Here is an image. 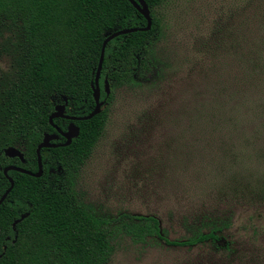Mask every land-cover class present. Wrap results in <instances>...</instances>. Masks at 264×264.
I'll return each instance as SVG.
<instances>
[{"label": "rangeland", "instance_id": "374dc122", "mask_svg": "<svg viewBox=\"0 0 264 264\" xmlns=\"http://www.w3.org/2000/svg\"><path fill=\"white\" fill-rule=\"evenodd\" d=\"M258 5L262 12H253ZM151 11L158 28L150 50L149 75L155 77L140 79L138 90L129 84L111 89L108 120L74 177L75 197L105 220L120 215L154 218L170 242L183 243L213 229L223 236L215 245L206 241L169 247L156 239L134 245L117 229L108 264H264V173L243 151L250 130L243 119L231 125L213 123L209 117L213 101L221 106L226 100L225 92H217L228 82L230 69L237 67L229 62L231 41L239 39L241 31L264 36V0H164ZM245 19H251L250 27ZM20 53L17 30L0 23V94L15 75ZM151 79L153 83L142 88ZM104 81L108 86L103 79L101 87ZM109 95L108 86L102 107ZM251 97L247 105L262 115L264 97ZM50 105L62 102L53 97ZM180 111L188 115L183 127L177 125ZM64 114L86 116L74 101H67ZM196 117L201 125H196ZM2 119L0 114V125ZM160 120H166V126L157 124ZM24 147L22 139L14 149ZM45 176L60 175L48 169Z\"/></svg>", "mask_w": 264, "mask_h": 264}, {"label": "trees", "instance_id": "16d2710c", "mask_svg": "<svg viewBox=\"0 0 264 264\" xmlns=\"http://www.w3.org/2000/svg\"><path fill=\"white\" fill-rule=\"evenodd\" d=\"M142 1L149 11L150 29L119 36L104 48L97 86L101 101L104 98L101 82L107 81L110 91L107 105L91 119L73 123L78 134L68 146L39 152V178L7 173L12 188L0 204V264H108L117 229L134 245H143L147 239H156L169 247H190L206 241L215 245L223 240L221 230L213 229L183 243L170 242L161 236L154 218L120 215L114 220H105L75 197L74 177L108 120L113 88L129 84L126 86L138 90L140 79L146 75L155 77L149 75L153 66L150 50L156 43L158 28L151 10L164 0ZM255 11L261 13L262 9L258 5ZM253 15L252 19L257 22ZM250 21L245 19V26L250 27ZM0 23L15 28L21 42L15 75L0 94L4 122L0 125L1 196L8 188L2 169L15 167L32 174L36 172L35 148L43 134H53L47 123L54 107L50 105L51 98L74 101L87 115L93 109L91 87L103 39L117 31L144 28L145 21L125 0H0ZM239 34V39L231 41L229 51L230 65L237 67L230 69L228 82L217 92L220 95L225 92L222 96L226 100L221 106L213 101L209 117L213 123L240 125L239 120L245 121L243 126L251 134L246 149L242 148L251 154H245L246 160L256 163L264 173V113L257 115L254 111L257 108L248 106L251 96L264 97V36L246 35L242 31ZM153 81H145L142 88ZM179 113L177 125L182 126L188 115ZM160 114L172 116L168 110H160ZM154 116L152 113L149 119L152 125L156 123ZM196 119V125H201ZM165 122L160 120L157 124L166 126ZM65 124L59 119L52 120V125L61 130ZM22 139L25 141L20 151L22 164L16 158L3 157V149L16 148ZM48 169L60 176L46 178ZM247 171L251 173L249 168ZM19 214L25 218L12 230L11 225Z\"/></svg>", "mask_w": 264, "mask_h": 264}, {"label": "water", "instance_id": "95a60500", "mask_svg": "<svg viewBox=\"0 0 264 264\" xmlns=\"http://www.w3.org/2000/svg\"><path fill=\"white\" fill-rule=\"evenodd\" d=\"M125 1L128 2L129 5L137 12V14L140 15L142 17V19L145 21L144 28H138V29L133 28V29L117 31V32H114L112 34H109L108 36H106L103 39V41L100 45L99 58H98V63H97L95 76H94V80H93V86L91 87V96H92V100H93L92 111L84 117L66 116L64 114V106L66 105L67 101L64 97H61L62 105H57V106L53 107V112L49 115V117L47 119V123L51 128H53L56 131L57 135H59L61 138L64 139V143L59 144V145H51L50 142L53 140H56L57 136L47 135V134L42 135L41 141L36 146L35 152H34L35 156H36V165H37V169H36V172L34 174L23 171L19 168H15V167H6V168L2 169L1 173H2V176L8 182V188L0 196V204L4 201L7 194L10 192V190L12 188V181L10 178L7 177L8 172H15L18 174H23V175H26L28 177L35 178V179L39 178L41 175V162H40L39 152L43 149H53V148H57V147L68 146L70 144L71 140L75 139L77 137V134H78V130L73 125V123L74 122L87 121V120L91 119L92 117H94L95 115H98L100 113L103 102L99 100V90H98V86H97V80L99 77V72H100L101 63H102V59H103V52H104V48H105L106 44L108 42H110L111 40L119 37V36H125L127 34L136 33V32H140V33L147 32L151 26V20L149 17L148 8L146 7V5L144 4V2L142 0H125ZM103 91H104L105 95L108 94V86H107L105 81L103 82ZM55 119L67 121L69 123L67 125L64 133H62L60 130L56 129L52 125V120H55ZM2 155H3V157H5L7 159L16 158L20 164L23 163L22 154L14 148L8 147V148L3 149ZM24 218H25V216H21L20 219L18 221H15L12 226H15L18 222H20Z\"/></svg>", "mask_w": 264, "mask_h": 264}, {"label": "flooded vegetation", "instance_id": "af4514ba", "mask_svg": "<svg viewBox=\"0 0 264 264\" xmlns=\"http://www.w3.org/2000/svg\"><path fill=\"white\" fill-rule=\"evenodd\" d=\"M63 121V120H62ZM66 122V124H65V126H64V128L61 130V129H58L57 127H55L56 129H58V130H60L62 133H64L65 132V130H66V127H67V125L69 124L67 121H65ZM74 125V124H73ZM52 130H53V134H49V135H55V136H57V139L56 140H53V141H51L50 142V144L51 145H59V144H62V143H64V139L63 138H61L59 135H57V133H56V131L52 128ZM61 140L63 141L62 143H61Z\"/></svg>", "mask_w": 264, "mask_h": 264}]
</instances>
